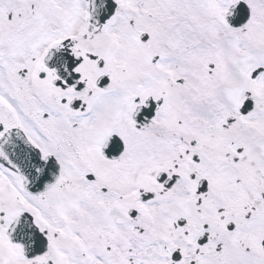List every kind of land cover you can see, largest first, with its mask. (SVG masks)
<instances>
[{"label": "snow or ice", "instance_id": "snow-or-ice-1", "mask_svg": "<svg viewBox=\"0 0 264 264\" xmlns=\"http://www.w3.org/2000/svg\"><path fill=\"white\" fill-rule=\"evenodd\" d=\"M0 264H264V0H0Z\"/></svg>", "mask_w": 264, "mask_h": 264}]
</instances>
